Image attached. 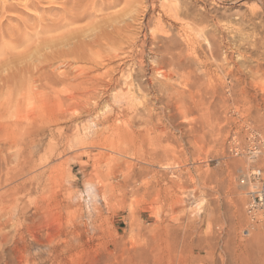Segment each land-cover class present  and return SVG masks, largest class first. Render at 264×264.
I'll return each mask as SVG.
<instances>
[{"label":"rangeland","instance_id":"obj_1","mask_svg":"<svg viewBox=\"0 0 264 264\" xmlns=\"http://www.w3.org/2000/svg\"><path fill=\"white\" fill-rule=\"evenodd\" d=\"M26 1L9 0L15 8L0 9V34L28 27L34 30L27 29L33 42L41 27L78 17L74 25L45 34L52 49L42 53L70 50L62 44L64 36L71 42L76 36L74 43H84L74 56H84L72 66L95 64L94 83L108 75L115 82L89 100L86 95V105L80 98L97 82L67 84L74 98L63 84L56 92L47 89L49 106L30 112L37 119L29 151L16 147L0 156V264H264V221L243 235L249 218L246 189L239 184L243 172L264 166V154L253 159L245 152L251 130L264 136V79L243 75L246 91L233 90L236 80L229 70L253 63L250 46L241 40L253 30L227 31L218 21L249 12L256 0H175L206 21L186 18L173 33L197 35L202 25L209 26L202 53L208 68L200 79L180 72L167 80L179 91L167 88L162 94H171L176 104L157 103L152 118L138 116L127 108V98L113 94L126 86L123 71H145L138 76L144 81L157 66L152 6L163 0ZM95 38L100 42L90 43ZM23 49L28 55L20 52L22 60L0 56V75L26 63L33 66L35 59L39 63L41 51ZM65 63L56 60L47 71L56 75L73 68ZM116 127L122 128L120 134Z\"/></svg>","mask_w":264,"mask_h":264},{"label":"bare ground","instance_id":"obj_2","mask_svg":"<svg viewBox=\"0 0 264 264\" xmlns=\"http://www.w3.org/2000/svg\"><path fill=\"white\" fill-rule=\"evenodd\" d=\"M256 2L258 5L256 7H252L251 9L249 7V10H250L249 12L247 9V11L233 14V16L229 17L228 19L226 17V19L224 18L223 21L218 20L219 22H221L220 26H222L223 29H225L227 31H229L228 29H230L231 27L233 28L235 26H239L241 28L248 27V28L253 30L251 33H244L243 37L241 38V40L246 42L252 50L248 56L249 58H251V60L253 62L252 65H248V66L244 65L243 67H245V68H243L241 65L235 71L229 70V73H228L233 78H235V80H236L232 86L233 90L236 92L239 90L246 91L245 88L248 84L242 83V80H243L242 76L243 75H245V76L249 75L253 79H257V78H263L264 79V0H256ZM34 3L35 2L33 0H27L26 1V5H32ZM242 5L245 6L246 2H244ZM14 8H15V5L12 2H9V0H5L4 3H0V9H2L1 11H4V10L7 11V10L14 9ZM152 8H154L153 11L155 10L156 13L153 12L154 18H153V20H151V19H149V20L154 21V24L157 25L155 27H158V29L155 28L156 30H153V29L150 30V34H151V38H152L151 42H152V46H154V48L152 47L151 50H152V53L154 54V59H155V62L157 63V66L152 69V73L149 74L150 76H148V78H146L144 81H138L139 80L138 76L141 73L144 74L143 76H146L147 73H144L145 71L138 70L137 75H135L132 69L127 72V71H123V68H121L123 71V76L126 77L125 80L123 81L126 86L122 89L121 93H114L113 94L114 97H117L119 95L124 96L125 98L128 99L127 103H126L127 108H130L132 111L138 113V116L140 115L141 117H143L144 115H147L149 118L153 117V111L156 109L157 103L162 104V106H164L163 108H171L175 103L174 102L175 97H174V99L171 98L170 97L171 94H169V96H164L162 94L163 91L166 90L167 88H171V89L179 91L176 87H174V85H172L173 83H169L167 80L172 79L174 76H176L180 72L185 73L189 77H194V79L195 78L200 79L201 78L200 76L202 74H204L208 68V63L204 60L202 53L204 52V50H206V49H204V46H205L204 41L207 39L208 35H207V32H205V30L209 26L206 28L207 25L202 27L203 25L201 24L202 25V26L200 25L201 29L198 30L197 35H195L196 33L194 35H189V34H184V33L182 34L180 31H178V32L176 31L175 33H173L172 31L176 29V24L180 23L182 20H184L186 18H193L194 20L198 19L197 15H195L196 13L194 14L195 16H193L190 13V10H189L190 8L180 7L175 2V0H163V2H161L160 5H158V6L157 5L155 6V4H153ZM199 15H198V17H199ZM232 17H234V18H232ZM73 19L74 20H71V21L69 20L68 24L57 25V26H54V27L49 28V29L46 27H41L38 31L35 32L34 36L36 39H34L33 42L30 39L31 34L28 33V30H27V29H29L28 27H25L23 31L19 30V31H15V32L9 33V34L1 33L0 34V50H1L0 56L1 55L2 56L3 55H6V56L9 55L13 58H18L21 56V53H23L21 51V49L24 50L23 48H26L29 51V49L32 47L35 49L36 53H38V54L40 53V51H41V53L45 52V49H49L51 47L50 43L53 41L51 39L49 40V39L45 38L44 35L45 34L49 35V32H51V31L55 32L56 29L59 30V28H62V27L66 28L67 25L69 27V24L74 25V23H76L78 21V17H74ZM204 19L199 18L198 20H200V22L206 21ZM233 20H234V22H233ZM71 22L72 23L74 22V23L71 24ZM200 22H199V24H200ZM203 24H205V22H203ZM216 25H217V23H216ZM217 28H218V25H217ZM29 30L34 31L31 29H29ZM69 30H67V31H69ZM140 30H143L142 27L140 28ZM69 32L65 33V35H67ZM233 32L236 34L235 31H233ZM71 33H72V31H71ZM55 34H57V33H55ZM235 34H234V36L237 35V34L236 35ZM146 36H147V33H145V37ZM51 37H53V36H51ZM64 37L65 38H64V41H62V44L65 46H71L72 49H70V50L68 49L67 51L57 49L54 52H52L51 54H50V52H49V54L48 53H42V54H40V58L41 57L42 58L41 59L38 58L39 63L36 64L37 61L35 59V64L33 66H31L30 64H27V63H26V65L21 63L24 66L21 65L22 67H17L15 70L10 71L7 66H10L11 64L10 65L8 64L6 67L9 71H7L4 75H0V156L1 155H7V154L11 153L16 147H21L20 150L25 152L24 154H26V152L29 151L28 139L32 135V132L34 131V127H35L34 122L37 119V116L36 117L33 116V114H31L30 112L34 108H40V109L44 110V108L47 107V105H48L47 103L49 102L48 96H47L48 91L46 93L47 89L48 90L52 89L53 90L52 92H54V91L56 92L58 90V87L60 84H63L65 87L67 84H69L70 86H79L80 87V86H84L86 83L89 84L88 82L90 80L92 81L93 77H92V75H90V73H91V71L94 70L95 64L90 69H87L83 65L78 66V67H76V65H75V67L72 66L76 60L80 61L81 59H83L84 53L82 54L83 56L82 55H80V56L76 55L77 57L74 56V54L76 53V50L83 49L82 46H83L84 42L80 43V40H79V42H78L79 44L74 43V41H75L74 39H76V36L74 37V39L72 38L73 42H71V38H69L68 36H64ZM211 37L213 38V36H211ZM237 37L238 36H236V39H237ZM145 39L142 42L143 47H146V43H147L146 40L147 39L146 40ZM97 41H99V40L95 38V39H92L90 41V43H92V44L98 43ZM243 41H241V43H243ZM206 42H207V40H206ZM209 42L211 43V41H209ZM60 45H61V43H60ZM131 45L135 46V42H132ZM216 45L218 46L217 42H216ZM56 47H57V45H56ZM51 49H52V47H51ZM17 50L19 53L20 52L21 53L20 54L17 53ZM216 51H218V50H216ZM129 53L132 54L133 50H130ZM23 54H25V53H23ZM27 55L28 54H25V56H27ZM243 56L245 57L244 54H242V57ZM4 57H2V58H4ZM8 57H6V59ZM29 57L30 56H28V58ZM2 58L0 60L1 62H2ZM20 58L22 60V57H20ZM23 58H25V57H23ZM29 59H31V58H29ZM206 59H207V57H206ZM56 60L60 61V63H62V62L64 63V61H65L66 63H68L73 68L70 67L69 70H66V71L64 70L61 74L58 73L55 75L52 73V71L50 73V71H47V68L52 67V65H53L52 62H54ZM222 60H224V59H222ZM15 61H17V60H15ZM221 62L223 63V61H221ZM99 63H101V62L99 61ZM12 65H13V63H12ZM17 66H18V64H17ZM31 67L35 70V72L32 71ZM12 69H14V68H12ZM74 71H79V73L76 76H74L73 78H70L69 74L73 73ZM134 71H135V69H134ZM1 73H3V71ZM29 74H31V75H29ZM94 80H96V78H94ZM94 80L92 81L93 84H95L97 82V81H95V83H94ZM190 80H193V79H190ZM193 81H195L197 83L196 80H193ZM114 82H115L114 77L108 75V76H106V78L100 79L95 85H93V87L95 86V88H92L91 86H89L91 91H87L86 93H84L82 98H80V100L83 101V104H81V105H86L89 103V101H87L86 95L90 96L88 98V100H89L91 98V96H95L97 94V90H100L103 87L111 89ZM205 83H207V82H205ZM189 84H190V86L192 85L190 82H189ZM242 84H245V86L241 87ZM249 85L256 87L255 83H249ZM197 86H199V85H197ZM207 86H208V84H207ZM199 87H201V86H199ZM66 88L68 89V86ZM91 88L94 90L92 91ZM194 88H197L196 85H194ZM198 88H197V90H198ZM144 89H146V91H144ZM68 90L70 91V89H68ZM61 91H63V90H61ZM72 91H70L71 95L73 94ZM199 91L201 92L202 90L200 89ZM68 92L66 91L65 93L67 94ZM171 93L173 94V91ZM197 93L199 94L198 91H197ZM49 95H51V94H49ZM52 95H54V93ZM68 95H70V94H67V96ZM72 96H73V98L76 97L75 95H72ZM192 96H193V94H192ZM51 97H49V98H51ZM55 97H56V94H55ZM59 99L61 100V98H59ZM56 100H58V99H56ZM199 100H196V102ZM193 101L195 102V100H193ZM52 102L54 103V101H52ZM52 102L50 100V103H52ZM58 103L56 102L55 104L59 105ZM61 103H63V102L61 101ZM98 104H99V102H96V105H98ZM198 106H199V104H198ZM48 118H50V117H48ZM39 120L43 123H44V121H45V123L47 121V119H45L44 117L40 118ZM41 122H39V123H41ZM116 132H118L120 134L122 132V128L116 127ZM7 213L8 212H6V211L5 212L1 211V215H6ZM0 222H2V221H0Z\"/></svg>","mask_w":264,"mask_h":264},{"label":"built area","instance_id":"obj_3","mask_svg":"<svg viewBox=\"0 0 264 264\" xmlns=\"http://www.w3.org/2000/svg\"><path fill=\"white\" fill-rule=\"evenodd\" d=\"M248 140L246 154L253 159H258L264 154V136L251 130ZM239 184L246 189V211L249 222L243 235L248 236L259 223L264 221V166H255L243 172L239 178Z\"/></svg>","mask_w":264,"mask_h":264}]
</instances>
